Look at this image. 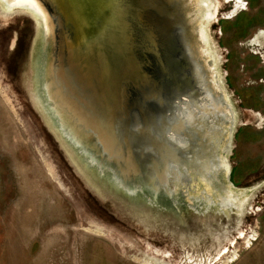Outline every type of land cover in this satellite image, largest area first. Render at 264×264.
I'll use <instances>...</instances> for the list:
<instances>
[{
  "label": "rangeland",
  "instance_id": "374dc122",
  "mask_svg": "<svg viewBox=\"0 0 264 264\" xmlns=\"http://www.w3.org/2000/svg\"><path fill=\"white\" fill-rule=\"evenodd\" d=\"M190 2L227 110L219 182L185 164L160 185L65 133L44 20L0 0V264H264V0Z\"/></svg>",
  "mask_w": 264,
  "mask_h": 264
},
{
  "label": "water",
  "instance_id": "95a60500",
  "mask_svg": "<svg viewBox=\"0 0 264 264\" xmlns=\"http://www.w3.org/2000/svg\"><path fill=\"white\" fill-rule=\"evenodd\" d=\"M4 1L30 2L43 18L47 99L78 146L113 164L124 181L147 173L174 184L188 164L219 182L227 110L210 81L190 0Z\"/></svg>",
  "mask_w": 264,
  "mask_h": 264
}]
</instances>
